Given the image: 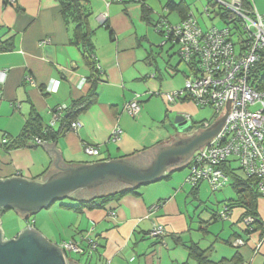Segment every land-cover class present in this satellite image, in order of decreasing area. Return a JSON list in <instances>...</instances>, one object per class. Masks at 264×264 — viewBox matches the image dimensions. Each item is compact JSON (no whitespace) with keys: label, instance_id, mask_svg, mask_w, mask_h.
I'll use <instances>...</instances> for the list:
<instances>
[{"label":"crops","instance_id":"obj_1","mask_svg":"<svg viewBox=\"0 0 264 264\" xmlns=\"http://www.w3.org/2000/svg\"><path fill=\"white\" fill-rule=\"evenodd\" d=\"M80 1L88 13L93 30L90 43L100 67L96 99L73 120L80 122L76 129L68 126L55 139L40 144L30 139L28 145L11 149L0 141V179L45 180L69 166L119 160L167 141L186 139L187 135L167 124L168 112L173 107L185 108L191 101L167 102L165 94L182 89L187 74L162 51L164 44L168 49L176 45L170 40L160 43L164 36L155 24L161 18L179 23L183 15L191 14L187 0H182L187 9L181 12L168 9L173 0ZM60 10L59 0H15L14 4L0 0V42L10 48L0 51V72L5 74L0 80V140L4 137L11 143L17 138L32 110L44 126L51 124L54 108L62 106L65 113L72 100L90 89V68L81 46L74 42V24ZM169 13H175L174 21ZM134 98L140 110L129 116L123 107ZM59 121L53 129L61 127ZM116 125L122 135L113 143L109 136ZM83 144L97 146L98 155L86 154ZM187 173L186 164L165 169L161 177L117 191L133 189L100 206L74 209L86 201L65 197L35 211L33 224L28 223L33 213L20 217L13 208L0 211L2 232V224L12 221L2 238L10 240L28 226L56 248L67 240L85 248L83 236L97 242L92 252L61 250L66 264L68 258L78 264H264V198L255 200L262 224L246 230L241 220L245 207L240 203L232 205L227 219L214 217L221 203L236 201L231 183L215 191H222L223 197L213 196L216 203L211 207L206 205V181L192 188L185 182ZM156 203L159 207L150 211ZM17 219L23 221L20 229L15 228ZM157 224L163 226L164 234L150 236ZM236 239L243 243L234 245ZM191 244L203 251L202 260L190 253Z\"/></svg>","mask_w":264,"mask_h":264},{"label":"built area","instance_id":"obj_2","mask_svg":"<svg viewBox=\"0 0 264 264\" xmlns=\"http://www.w3.org/2000/svg\"><path fill=\"white\" fill-rule=\"evenodd\" d=\"M14 4L15 0H7ZM214 3L224 4L225 8L236 15L237 22L247 33V37L233 40L228 27H210L203 30L192 14L177 24L160 20L156 30L164 36L162 44L170 40L177 46V53L184 62L189 73L185 76L182 89L165 94L167 102L180 99L191 101L198 107H212L218 116L227 98L231 99L232 108L226 115L225 122L219 132L207 142L203 149H196L186 163L187 175L185 182L195 186L206 181L212 191L228 185L231 177L224 167L237 168L246 178H252L260 197L264 198V90L255 89L250 82L251 72L260 54L264 52V13H259L255 6L246 10L241 6V0H214ZM205 15L209 16L208 8ZM104 19L105 14L101 15ZM95 62L96 58L93 56ZM97 69L100 70L96 62ZM5 74L0 72V80ZM123 110L129 116H135L140 110L137 99L126 102ZM64 107L58 106L51 111V124L56 123L63 115ZM184 120L191 122L188 115H182ZM217 118V117H216ZM80 125L72 121L69 128L74 130ZM208 127L210 123L202 122ZM122 130L115 126L110 133L109 141L120 140ZM1 143L7 139L1 138ZM34 143L44 140L35 137ZM86 154L96 156L97 146L83 144ZM237 163L235 166L234 163ZM160 203L150 207L155 211ZM217 217L225 220L230 209L226 203L220 204ZM114 215V212H111ZM242 223L248 230L253 229L254 217L243 216ZM164 234L162 225H155L149 231L150 236L159 237ZM85 248L74 240L59 244L62 251L81 253L92 252L97 242L87 236L81 237ZM242 239H236L233 244L240 245Z\"/></svg>","mask_w":264,"mask_h":264},{"label":"water","instance_id":"obj_3","mask_svg":"<svg viewBox=\"0 0 264 264\" xmlns=\"http://www.w3.org/2000/svg\"><path fill=\"white\" fill-rule=\"evenodd\" d=\"M231 99L225 100L215 121L203 130H194L182 115H176L173 126L186 139L167 141L119 160L69 166L45 180L0 179V209L13 208L24 217L65 197L87 201L157 179L165 169L185 165L193 151L202 150L219 132L231 111ZM2 233L0 228V264H66L62 251L31 227L10 240L3 239ZM68 262L78 264L69 258Z\"/></svg>","mask_w":264,"mask_h":264},{"label":"trees","instance_id":"obj_4","mask_svg":"<svg viewBox=\"0 0 264 264\" xmlns=\"http://www.w3.org/2000/svg\"><path fill=\"white\" fill-rule=\"evenodd\" d=\"M59 3L61 6V15L63 16V18H69L74 24V42L81 46L82 57L90 68V89L85 95L71 101L69 106L65 109V113H63V115L60 117L59 122L61 123V127L57 130L53 129V126L50 124L44 126L40 116L34 110H32L30 112L28 120L26 121L22 129V132L18 135V137L15 138L11 143H2L7 149L26 146L29 144L30 139H34L35 137H38L45 141L57 138L63 132V130L68 128L70 123L77 117V115L86 110L96 99V86L99 80V69H97L96 67V62L93 58V47L90 43V36L93 30L89 27L88 13H86L85 8L80 0H59ZM209 5L213 7L216 5L219 6L217 3H214V1L213 4L209 3ZM241 6L246 10L253 8L251 0H241ZM167 7L170 10H175L178 12H181L182 9H187L185 3L182 0H180L179 2L170 1L168 2ZM216 8H218L219 10L217 15H219L222 19L228 22H235L236 27L233 28L230 33V35L234 38L237 37L235 40L242 38V36L247 37L246 31L243 29V26L238 24L236 15L234 13H232L227 8ZM189 15V13H186L182 16V18L184 19ZM9 49L10 48L7 42H0V51ZM250 82L255 89L264 90V52L260 54L257 63L253 67ZM224 169H226V173L231 177L230 183L235 189L237 198L236 201L229 200L228 202L223 203H226L228 205L230 211L232 205L235 203H240L241 205H243L245 207V211L241 216V220L243 216H253V229H256V226L262 224V221L258 218L255 207V200L257 196H259L255 188V183L253 182L252 178H246L245 176H243V174L237 168L224 167ZM198 185L199 183L191 187L196 188ZM130 191L132 192L133 189L90 199L86 202H80L79 204L72 207L74 209H80L81 207L100 206L101 204L106 203L108 200L116 198ZM7 209L9 208L4 207L1 209V211H5ZM214 217L218 220H221L219 217H217V213H215ZM245 229L248 230L247 228ZM188 248L190 250V253L193 256L198 257L199 260H202L204 258L203 251L200 250V248H198L196 244H191L188 246Z\"/></svg>","mask_w":264,"mask_h":264},{"label":"rangeland","instance_id":"obj_5","mask_svg":"<svg viewBox=\"0 0 264 264\" xmlns=\"http://www.w3.org/2000/svg\"><path fill=\"white\" fill-rule=\"evenodd\" d=\"M175 2L179 1V0H173ZM213 1L214 0H187V3L189 4V9H190V13L194 16V18L197 20L198 24L200 25V27L203 29V30H207L208 28L210 27H228L231 31L233 28H235V22H228V21H225L224 19H222L219 15H217L218 13V8L216 7H220L221 9L225 8V5L224 4H218L219 6H211L209 5L210 4H213ZM224 2L228 3L230 0H223ZM256 2V6H258V11L261 13V12H264L262 11L263 9L261 7L262 6V0H254ZM208 8V11H209V16H206L205 15V9ZM166 14V13H165ZM169 18L172 19L173 21L176 19V15L175 13H169L168 14ZM161 20H165L163 18H161ZM233 40H235L237 37H233L231 36ZM161 43V42H160ZM159 43V44H160ZM168 46H163L162 48V51L164 52V54L168 53L169 56H170V59H171V62L172 64H177L178 65V68L180 71H184L186 72V74L189 73L186 65L183 63V62H180L179 64L177 63L179 61V58H178V55H177V46H174L170 49L167 48ZM157 51H160L161 48L157 47L155 48ZM168 49V51H167ZM163 54V55H164ZM165 56V55H164ZM162 56H160L161 58ZM180 76H182L180 73H179ZM190 101H188L187 103H189ZM172 105V107L175 105V104H170V106ZM194 105L190 102L188 105L185 106V108H179L177 109L176 107H173L172 110H169L168 112V125L170 127L173 126V120L175 118L176 115H188L190 116L191 115V120H192V125H193V129L194 130H197L199 128H202V122L204 121H207L209 123H212L215 121L217 115L215 114L214 110L212 107H195V110H194ZM235 166H237V163L235 162L234 163ZM205 184L207 185L206 189H205V196L207 195L208 198H209V201L207 202L206 205H209L211 207H215V199L213 198V196H219L220 194V197H223V193L222 191L221 192H215V191H212L210 186L207 184V182H205ZM225 187L221 188V189H224ZM227 190H230V188H228ZM217 191V190H216ZM217 194V195H215ZM63 200V199H62ZM193 204H197V202H192ZM219 208H217V210H219ZM1 211V209H0ZM8 211V210H5V212ZM45 210L43 209L41 211V213L43 214ZM5 212H1V214H4ZM15 212V211H14ZM16 214V212H15ZM35 213H33L31 216H30V220L32 219L33 220V216H34ZM0 220L2 221L1 219V216H0ZM18 220V221H17ZM15 221V224L17 225L15 228L16 229H20L22 228V224H23V221L20 220V219H17ZM31 221H28L29 224H33V222ZM9 223H12L11 222H5L4 224H2L3 226V235H5V232L4 230H6V232H8V229L7 226ZM16 229H13L16 230Z\"/></svg>","mask_w":264,"mask_h":264}]
</instances>
